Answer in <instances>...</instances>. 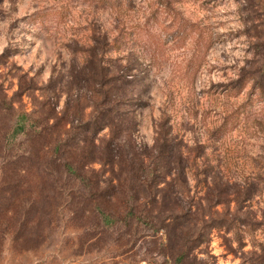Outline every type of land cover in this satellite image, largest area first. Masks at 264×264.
<instances>
[{
    "label": "rangeland",
    "instance_id": "374dc122",
    "mask_svg": "<svg viewBox=\"0 0 264 264\" xmlns=\"http://www.w3.org/2000/svg\"><path fill=\"white\" fill-rule=\"evenodd\" d=\"M184 248L264 264V0H0V264Z\"/></svg>",
    "mask_w": 264,
    "mask_h": 264
},
{
    "label": "trees",
    "instance_id": "16d2710c",
    "mask_svg": "<svg viewBox=\"0 0 264 264\" xmlns=\"http://www.w3.org/2000/svg\"><path fill=\"white\" fill-rule=\"evenodd\" d=\"M26 121H27V115L26 114H20L18 116L17 123L12 127L9 133L5 135L6 138H15L16 136L20 134H24L26 131ZM188 254V250L186 251L185 248L181 250L173 260L174 264H185L183 260Z\"/></svg>",
    "mask_w": 264,
    "mask_h": 264
}]
</instances>
